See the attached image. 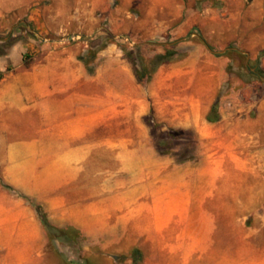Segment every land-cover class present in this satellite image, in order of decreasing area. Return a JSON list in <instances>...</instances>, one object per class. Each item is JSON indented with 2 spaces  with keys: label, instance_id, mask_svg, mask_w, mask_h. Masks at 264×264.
I'll list each match as a JSON object with an SVG mask.
<instances>
[{
  "label": "rangeland",
  "instance_id": "374dc122",
  "mask_svg": "<svg viewBox=\"0 0 264 264\" xmlns=\"http://www.w3.org/2000/svg\"><path fill=\"white\" fill-rule=\"evenodd\" d=\"M21 2L0 0V46L17 39L0 88H27L32 73L44 78L54 68L79 67L88 109L80 121L69 111H56L55 120L28 122L31 111L8 112L6 124L0 119V258L264 264V0ZM246 28L251 50L245 40L241 45ZM211 83L220 120L208 135L169 126L156 114L155 102L166 97L162 88L189 99ZM100 94L104 138L116 141L103 148L96 143ZM77 124L86 129L83 147L93 150L84 189L71 181L75 160L54 157L68 152L65 135ZM127 148L139 152L138 163L197 169L193 181L176 187L179 199L191 202H147L143 176L119 169L116 154ZM101 163L105 182H93L102 178ZM172 188L158 183L152 195Z\"/></svg>",
  "mask_w": 264,
  "mask_h": 264
},
{
  "label": "crops",
  "instance_id": "0c3cea01",
  "mask_svg": "<svg viewBox=\"0 0 264 264\" xmlns=\"http://www.w3.org/2000/svg\"><path fill=\"white\" fill-rule=\"evenodd\" d=\"M21 1L22 5H29L31 3V0ZM248 13L253 14L254 8L250 11L247 10L246 16H248ZM255 13L258 15L257 9ZM247 25L248 20L246 17V27H248ZM247 36L248 30L246 28L245 32H242L241 45H244L243 40H245L247 49L251 50V48H253L251 46L252 43L249 44ZM10 59H12V54L7 56L5 60H0V73L7 71L8 66L10 65ZM48 72L49 73H47V76L44 78L41 77L42 75L40 74L32 73L33 77L30 87L26 88L22 84L16 83L0 88V119L3 120L5 124L9 120L7 117L8 112L11 113L14 111L20 113L31 111V119H28V122L37 120L39 117H49L55 120L57 117L56 111H63L64 113L69 111L71 117L73 116V118L80 121L83 115L82 112H85L88 109L87 93L83 92L84 90L79 87L83 73L79 67H77L75 71L66 69L65 67L60 70H56L54 68ZM217 91L218 90L215 84H205L197 88L191 95V98L185 99L183 96H181L182 92H168L166 88H162L161 94L165 95L166 97H160L159 101L155 102L154 106L156 105L155 107H157L155 112H157L156 114L160 117V120L169 126H174L178 129H193L199 133H205L208 135L214 130L215 123L209 122L208 117L215 103ZM18 96H21L23 101L20 99L18 100ZM95 101V106L97 108L96 120L100 123V132L96 131V143L100 144L102 148L105 143L107 145H114L116 141L114 143V140H105L104 138V104L102 94L97 96ZM144 103L145 100L142 99L140 104L143 105ZM76 126L78 127L77 131H70L69 134L67 133L65 135V138L68 137V139H65L64 142V144L69 145V150H67L68 152L62 155L54 154V157L75 160L73 163L71 162V166H74V170L72 171L73 179L71 181L73 184H78L77 188L84 189L86 188L88 182V178L86 177V160L92 158L93 150H90L89 153L87 148L83 147V145L87 142V140L82 138L84 130L86 131V129L82 128L79 124ZM96 128H98V125ZM59 140V138L54 139L53 143H56ZM121 148L124 149L123 146H121ZM103 153L104 152H101L97 158L102 159L104 156ZM116 155V157L119 158V169L123 171L126 170L129 174H139L140 176H143V178L139 179H145V187L150 194L147 202H191L179 199L180 197L178 196H182L181 189L179 188L182 187L183 183H185V181L189 182V180L193 181V175L198 172V170L194 169L193 166H187L181 169L175 168L169 172L167 167H164L161 164L158 165L157 163H153L151 159L142 163L135 162L136 157L140 154L137 151H130L128 148L127 150H118ZM97 168L101 170L100 174L102 178H96L93 180V182L103 183L105 182L104 164L101 163L97 165ZM84 170L85 175H82ZM107 170V173H109V169ZM158 183L161 186L164 184H170V187L179 188H176V190H173L172 188L170 194H166L164 196L161 195L159 198H157L152 195V191L155 190L153 189L154 185L156 186ZM164 189L167 191L168 188ZM1 247L3 246L0 240V251H3L4 248ZM6 251L8 252V250ZM7 260V258H0V264H7Z\"/></svg>",
  "mask_w": 264,
  "mask_h": 264
},
{
  "label": "trees",
  "instance_id": "16d2710c",
  "mask_svg": "<svg viewBox=\"0 0 264 264\" xmlns=\"http://www.w3.org/2000/svg\"><path fill=\"white\" fill-rule=\"evenodd\" d=\"M201 37V36H199ZM202 38V37H201ZM17 42V39L16 38H11L9 37L7 40H2V45L0 46V57H3V56H7V50L11 49L15 43ZM211 51H213V48L211 46H207ZM170 55H173V54H170ZM165 57H168L165 56ZM162 60H165V58H161ZM218 101H216L212 107V110H211V113L208 117V121L211 122V123H216L220 120V115L218 113ZM133 255L136 257V258H140V252L138 250H135L133 252ZM136 261V260H135Z\"/></svg>",
  "mask_w": 264,
  "mask_h": 264
}]
</instances>
